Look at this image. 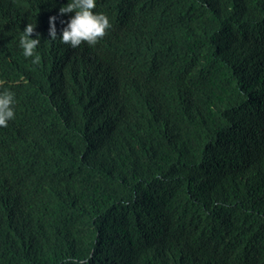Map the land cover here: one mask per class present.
<instances>
[{
  "label": "trees",
  "instance_id": "1",
  "mask_svg": "<svg viewBox=\"0 0 264 264\" xmlns=\"http://www.w3.org/2000/svg\"><path fill=\"white\" fill-rule=\"evenodd\" d=\"M143 1L154 33L33 66L0 15V264H264V0Z\"/></svg>",
  "mask_w": 264,
  "mask_h": 264
},
{
  "label": "clouds",
  "instance_id": "2",
  "mask_svg": "<svg viewBox=\"0 0 264 264\" xmlns=\"http://www.w3.org/2000/svg\"><path fill=\"white\" fill-rule=\"evenodd\" d=\"M33 1L0 0V15L4 18L8 17L7 10L25 12L29 5L32 7V18L14 31L18 53L20 47L22 55L26 59L31 58L29 66L40 63L41 52L49 51L51 47L65 59L77 56L76 59L82 60L78 55L86 56V51L107 37L128 41L131 36L154 33V29L146 23L139 24V11L130 9L133 5L144 7L143 0H118L107 4L106 0H54L52 8L40 7ZM150 14L158 22L162 18V14L155 10H150ZM4 18L0 17V46L4 41ZM20 27H24L22 32ZM138 69L146 73L153 71L155 67L151 63L142 62ZM24 74L19 71L10 74L0 72V127H7L8 121L15 118L17 102H26L29 97L32 81L27 72ZM104 79L109 81L108 74H104ZM13 162L14 160H9L2 167L10 168ZM46 172L49 173V169ZM62 190L66 194V190ZM0 195L6 196V190L0 188Z\"/></svg>",
  "mask_w": 264,
  "mask_h": 264
}]
</instances>
